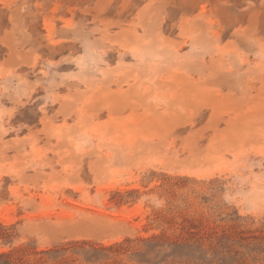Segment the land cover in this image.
I'll return each mask as SVG.
<instances>
[{
	"label": "rangeland",
	"instance_id": "obj_1",
	"mask_svg": "<svg viewBox=\"0 0 264 264\" xmlns=\"http://www.w3.org/2000/svg\"><path fill=\"white\" fill-rule=\"evenodd\" d=\"M0 264H264V0H0Z\"/></svg>",
	"mask_w": 264,
	"mask_h": 264
}]
</instances>
